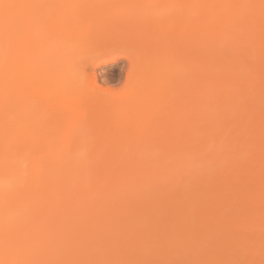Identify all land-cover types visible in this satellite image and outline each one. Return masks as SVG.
Masks as SVG:
<instances>
[{"label":"rangeland","instance_id":"obj_1","mask_svg":"<svg viewBox=\"0 0 264 264\" xmlns=\"http://www.w3.org/2000/svg\"><path fill=\"white\" fill-rule=\"evenodd\" d=\"M34 1L38 2V4L36 3V5L41 8L42 12L40 11V9L38 7L35 6L36 8L33 10L34 11L33 13H31L32 11H28L25 13V11H27L28 9H26L25 6L23 5L24 10H25V11L23 10V16H24V18L27 17L29 19L26 18L28 22L26 21L25 25L18 27L19 33H22V32L27 33L28 32L27 35L24 34L25 35L24 38H26L27 40L24 41L26 43L25 44L26 46L23 45L25 48L22 47V48H24L23 49V54H24L23 55V60H24L23 63L27 62L31 67H38L35 70L30 69L31 71L30 70L25 71V74L21 76L24 84H27V86H28L26 91H25L24 97H23L25 99L24 100L25 103H27V106H28V109L26 110V113L24 114V116L27 119L28 123L29 122L33 123V124H31V125H33L32 128L39 129L41 127V129H42V126H43V129L45 128L44 133L46 135L48 133V132L46 133V129L48 128V127L46 128V126H48L49 124L47 125L45 123V121L46 120L51 121V122L55 121V122H52L53 125L51 124V126H55L54 129L55 128H57V129H55L53 131V129H52L53 127L49 126L51 128L49 132L53 133L52 135L50 133V136L56 137V136L61 134V137L63 138V136L66 135V136H64V140L63 139H61V140L64 143V145L66 146V147L65 146L64 147L67 150L70 149L69 150V152H70L69 157H71L72 162H74L76 160L75 158H77V157L79 158L78 154L81 155L83 153V155L80 157L85 156L84 159L86 161H84V162H87V159L89 160V158H91V157H93L95 160L101 159L103 166L105 168L104 170L106 171L103 173L104 175H102V177H100V179H99L98 174L96 172L92 171L94 173V176H92V177H95L92 179L95 181V183L98 180L99 181L101 180L100 182L103 184V187L101 186L102 184L99 183L100 187L98 188V192L101 190L100 193L95 192V190H97V189H94L93 192L92 191L89 192L91 195L94 194V192H95V194H97V193L98 194L97 195L94 194L96 196L95 199L92 198L91 195H89V196H91V197H89V199H91L92 201L89 200L88 198H87L88 201H86V200L84 201L83 208H81L82 213L79 212L80 215L82 214L81 220L79 219L80 217H78L79 220L77 219L79 222L77 220H74V221H76V222H74L72 220L70 221L69 219L64 220V219L58 218V221H57L58 225L57 226L60 227L61 229H63L61 231L65 232V230H67V229H69V231H71L68 234L69 237H68V235H66L64 233L62 234V235H65L64 238H61L59 235V237H60V240L58 239L59 244L61 243L65 247H67L68 249L69 248L72 249L70 245H73V244L70 241L75 240V239H71V238L72 237L74 238L76 235L78 236L79 239L83 238L84 232H82V230H84L86 233L84 237L86 239L85 238H83V239L85 241L93 240V244H91L92 242H89L90 244L88 243L89 245H91V246H89L90 248H96L97 250H100V251H103V250L106 251V249L107 250L110 249L109 247H108L109 249L104 248V247L101 248L103 250L100 249V247L102 246V243L105 241L100 239L101 235H99V233H100L99 229H102L101 226H104V225H106V227L109 226V223L107 225V222H109L110 219H113V217L111 218V215L113 213H115V209H114V211L111 212V209L109 208L111 215L108 214L107 216L105 215L104 217L101 214V212L107 211V210L104 211L107 207L104 204L110 205L109 200L105 199V195H107V196L110 195L109 194L110 191H107V188L108 187L110 188V187H113L114 185H116L117 182H116V184H114L115 183L114 181L119 179V178H120V181L122 180V178L124 180L123 174H125V173H120L121 174L120 175V174H118V171L120 172V169L126 163H128L129 165L135 164V166L133 165L134 166L133 172L134 171L135 172L134 173L131 172V173H132V175H134V177H137V179H141V181H142L141 185H142V183L144 185L145 181L147 184L150 185V182L153 183L154 181L156 182V180L158 181L159 179H165L166 178L165 176H167L170 173V171H168V169H170V168L176 169L177 165L183 164L185 166V165H187V163H192L193 165L190 164L191 166H196V167L198 166L197 169H201L199 171L200 175H201V177L200 176L199 177L201 178V180L203 178L206 179V180H203L201 182L205 181L204 185L206 187L210 186V187H208L209 189L207 188L208 189L207 192H209V190H211L210 192H212V189H213L212 185H214V182L216 181V179H219L218 180V183H219V181L221 180L220 175H223L224 178H226V180H229V181L234 180L235 181V179L230 180L229 175H228V179L225 176H227V174H230V178H233V176H235V175L240 176V174H241L240 172H244L246 170H249V173L252 174L251 175L252 178L249 176L251 178V180L248 178L251 181L249 183H252V185L247 183L249 186H247V184H246L245 187L246 188L250 187L251 190L249 191V188H247L248 190L245 189V191L246 192L249 191V193L250 192L252 193L253 189L257 190L259 188L258 186H260L261 183H263V181H264V178H263V176H264V169H263L264 168V124L261 123V122H264V120H261L262 118H259V116H261V114L264 111V109L262 108L263 110L261 113V109H260L261 106L264 107V103H263L264 102V99H263L264 96L262 97V96H260L261 94H259V92L262 93V91H264V89L261 90L262 86H260V82H261V84L263 83V81H262L263 77L260 80H258L259 79L258 78V76H259L258 72L260 71L259 72L260 75H262L264 73V72L261 73L262 72L261 69H262V67H264V13H263L264 10L257 12V9H259L260 7H263V5H260L263 0L262 1L259 0V2L261 1L260 3L258 2V0H246V4H248L250 7V8H248L249 10L245 9L244 5H241V4H240V6H242V7H238L237 6L238 4L235 5V7H233V4L231 3L232 0H227L226 3L223 2V3H225L227 11L225 12V10H223V9L222 10L224 11L225 14L229 13V15L232 17V19H234L233 22H230V23H232V30H230V28H224V26H223L222 30H226V32H222L219 29V32L217 31L214 35L212 34V36L209 40V43H208V48H206L207 49L206 52H203L204 54L202 53V55H203L202 56L203 59H201L202 69L200 68L201 71H199L198 72L199 74L197 75L198 81L202 80L205 82L203 83V85L202 84L197 85L198 87L196 90V97L193 99L192 102H191V99L189 98L190 96L187 93V91L186 90L182 91V89H181L183 82H185V80H187L186 78L190 77L189 76V73H190L189 64H188L189 62H188V58H187L188 54L187 55L185 54L187 49H188L187 51H189V48L187 47L186 40H185L186 38L184 37L185 35L183 32L181 34L180 29H177V28L173 29L172 28L173 25L171 27H169L170 29L172 28L171 30H169V29L167 30L168 33H170L172 31L169 34L170 35L169 39L172 37L171 40L176 39L179 41V43H181L180 49L178 51H175L176 57L173 59L171 66H173V68H179V69L181 68V70L179 71V74L177 75V80L174 82V84L171 85L169 83L171 86H167L169 88L163 94V97L161 98V100L157 99L158 101H156V99H154L153 104H152V102H150L151 104H149L146 101V103L149 104V105H147V106H149L148 108L145 105V101H144V99L147 100L146 99L147 97L144 96V98H143V96H142L143 99L139 100V97H137L136 95H133L134 94L133 92L135 91L137 93L140 91L139 93H137L139 96V94L142 93V88L146 87V86H143V84L146 82H147L146 85L148 84V82L150 83V85H151L150 88H152L156 82H157V84L154 87H157V85L159 86L162 78H164L166 75L164 71H161L162 70V68L160 67L161 65L159 66L160 69L158 68V72H157V70H155V64H157V63H155L154 58L156 57V55L153 54L152 51H150L147 55L138 54L137 61L135 63H133V59H134L133 57H134V54L136 53L135 50H137V45L134 42L129 43L126 41H120L117 43L115 42L114 44L111 42H101V43L99 42L96 44L92 43L91 45H86V46L83 45L81 47H78L77 43H73V45H72V42L67 41L66 39H64V37H63L64 40L61 39L62 36L59 37L58 34L47 35L45 33V35L47 37V40H46V39L39 37L38 33L43 31V27H44V25H46V22H52L54 20L53 19L52 21H50L51 20V17H50L51 14L54 15L56 12V14L52 17L60 16L59 13H60V11L63 10L62 8H64L65 6H67L68 4H70L73 1L74 2L83 1L84 3H86L90 6L91 5H96L97 7L101 6L102 9H104L106 11L111 12V11L115 10V11H117V13L121 12V6L123 4H125V5H127V7H126L127 11H126V14H124V16L125 15L128 16L127 20L137 21V22L141 23L142 21L144 22V20L147 19L148 16H149V18L153 17V16H151L153 3H155L154 1H158V0H34ZM160 1H161V4L163 6L164 11H163V9H161V8L160 9L163 12H165V8L170 3V0H160ZM179 1L180 0H178L177 2H179ZM181 1H183V0H181ZM202 1L205 4V6H207V8H205L206 10L204 9L205 12H207V14H209V16L210 15L214 16V18H216V20H219L220 22H222L224 24V20L226 18L225 17L226 15L223 14L224 15L223 16L220 12H217L215 6L212 5L210 0H202ZM27 2L30 3V1H28V0H27ZM244 2H245V0H244ZM174 3L176 5V2H174ZM21 4L22 3H20V5ZM44 4L48 6L49 10H47V8L46 9L42 8V6ZM25 5H26V2H25ZM219 5H221V4H219ZM231 5H232V8H231ZM154 7L156 8L157 6L155 5ZM44 8H45V6H44ZM92 8H93V6H92ZM155 8H153V12L154 11H155V13L157 12L156 14L159 16H160V14L164 15L165 13H167L169 11L171 12L172 10H174L171 7L172 9L169 8V11H168V7H167L166 8L167 11L164 14L162 11H161L162 13L158 14V10L160 11V9L158 8L156 11ZM223 8H225V7H223ZM246 8H247V6H246ZM94 9H95V7H94ZM57 10H59V11H57ZM204 10L201 12H204ZM19 11L21 14V10H19ZM52 11L54 13H52ZM201 12H198V13L201 14ZM105 13H107V12H105ZM124 13H125V11H124ZM121 14H120V16H121ZM154 14L152 13V15H154ZM56 15H58V16H56ZM104 15H106V14H104ZM109 15H110V13H109ZM168 15H169V13H168ZM229 15L227 17H229ZM124 16L122 15V18H124ZM165 16H167V15H165ZM155 17H156V15H155ZM206 17L207 16H205V19H206ZM114 18L115 17H113V19ZM205 19H204V22H205ZM248 19H250V21H252V22L258 21V23H256V26H255L256 29H254V26L252 28L247 27V25L249 26V24H247ZM90 20H92V18L89 19V22H90ZM170 21H172V20H170ZM200 21H201V23H200ZM198 23L200 24V29L202 30V28H204V25H205V24L203 25V23H202V18H200ZM27 24H28V26H27ZM25 27H27V28H25ZM41 29H42V31H40ZM38 31H40V32H38ZM202 32L204 33V31H202ZM42 34H43V32H42ZM42 39H43V41H40ZM37 40H38V42H37ZM44 40H46V41H44ZM65 40H66V42H65ZM224 41H226V50H224V51L227 53V55L226 56H219L217 54V52L221 48V46L225 43ZM41 43H42V45H41ZM74 44L77 45L78 48H76ZM158 45H156V47H155L158 51H163L164 49H166L163 47V45H164L163 43L161 44L162 46H160V45L158 46ZM166 45H164V46H166ZM48 47H50L49 50H48ZM45 49H47L48 51ZM158 51H157V53H158ZM160 53H162V52H160ZM49 54H51V55L49 56ZM212 54L217 55L216 63L219 66L218 70L215 69V71H213V68L210 69L209 65H208L209 67L207 66V64L209 63V60H210V56ZM154 55H155V57H154ZM137 62L139 64L136 65ZM20 63H21V60H20ZM138 66H140L139 69H138ZM156 67H157V65H156ZM22 68H24V66ZM234 69L235 70L238 69L239 72H238V70L235 71ZM22 71H23V69H22ZM137 71H138V73H137ZM263 71H264V68H263ZM20 73L23 74V72H20ZM227 75L231 76V77H229V79H227L228 78ZM91 77H95V79H96V88H94V89L91 88L92 86L89 82V79ZM159 78H160V81H159ZM239 78H240V80L242 79V80L247 82V83L245 82L247 85V86L245 85V88L247 87V89L243 88V90L240 91V93L241 92H244V94L246 93L245 94L246 96L244 95V98L241 97V96H243L242 93L240 96V94L238 92L239 89H238V91L233 90L234 88H233L232 84L234 81L239 82V80H238ZM141 81L144 83L137 84L138 82L140 83ZM29 82L31 84V88H29V85H30V84L28 85ZM230 83H231V87L233 89H230ZM137 85H142V87H139L141 89H137L138 88ZM228 85H229V87H228ZM134 86L135 87L137 86V88H134ZM154 87L151 90L153 92L154 91L156 92V89H154ZM258 87L259 88L261 87V88L259 89ZM76 88L77 89L78 88L79 89L84 88V89L88 90L87 93L90 92L92 95L97 96L99 98L98 101H100V104L99 105L97 104L96 106H94L92 108L91 112H90V110H83V111L79 110L80 108L77 104H79L78 100H79V96H80L79 93L80 92L77 91L74 93L72 91ZM91 89H92V91H91ZM135 89H137V91ZM60 90H61V92L63 90L65 92V93L63 92L64 94H67L66 92L72 91L74 93V94H72V92L70 93V95H72V97H71L72 99L69 98V100L66 101L65 97L68 94L64 97V95H62V93H61L60 94L61 96L59 95V98L63 96L65 98V101L62 100L63 98L57 100V97H55V96L58 95ZM151 90L149 89V84H148L147 87L145 89H143L142 94H144V95L149 94V96H150L151 92L149 93L147 91H151ZM214 90H217V91L214 92ZM227 90H229L230 92ZM245 90H246V92H245ZM144 91H146L147 93H145ZM56 92H58V93L54 96L55 102H53L52 101L53 99H51V97H53V94H55ZM142 94H140V97ZM151 94H153V93H151ZM154 94H156V93H154ZM49 96H51V97L48 98ZM226 96H228V97H226ZM134 97H137L138 102H134V101H136ZM213 100L214 101L216 100V102H214ZM59 101H62L63 103L59 104ZM121 101L127 102L126 108H128V110H130V106L133 107V106L138 105L137 109H138V111L140 110V116L139 115H138V117L135 116V120H133V122H132V119H131L130 122L134 123V121L138 120V119L136 120V118L142 119L144 117L142 119V121H140V123L137 124V122H139V121H137L134 124H130V123H128L129 120H124L123 124H121L122 122L117 119L118 117L116 119L112 118L113 120L112 119L109 120L110 121L109 123L107 121H106V123L102 122L103 119H105V117H108V115L110 116V112L112 110L116 114L119 113L118 110L120 108H118V107H120L121 105L117 106V104L121 103ZM125 102H123V103H125ZM260 102H261V104L262 103L263 104L261 105ZM129 103H131V104H129ZM219 103H221V104H219ZM241 103L245 104L244 107L241 105ZM36 104H39V106L38 105L36 106ZM207 105L210 106L211 108H209ZM211 105H213V106H211ZM215 105H219V106H217V108H215ZM116 106H117V108H116ZM141 106H143V107H141ZM145 106H146V108H145ZM225 106L226 107L229 106L228 109H226ZM113 107L115 108V110L117 112L114 110ZM213 107L215 110H218V108H219V110H221V111H219L221 114H219L217 111V113H214V116H213V112H216V111H213ZM220 107H223V108L225 107V108L224 109L222 108L223 109L222 110V109H220ZM111 108H113V109H111ZM238 108H243V109L239 110ZM208 109L210 110V112L213 111L212 114L209 115V118H210V116L216 117L218 114L220 117H224V119L221 118L220 121L217 118V120L219 121V122L217 121L218 123L216 121L213 122L212 119H209V121L210 122L212 121L213 124L215 123L214 125H216V123H217V125H219V130L222 132L225 131L224 133H228L230 131L229 136H228V134L227 135L225 134V136L227 137L225 139V140H227V143L224 141V143L227 144V146L225 147L226 148L225 150L223 149L224 146H220L222 144L219 145V142L224 137V134L221 135L222 137L221 136L219 137L217 135V133H215L218 131H215L214 133H212L214 131L212 129V126L213 127H215V126L213 124H212V126H209L208 125L209 121H207V123H205V121L203 120V118H205V120H207L206 119L208 116L207 114H209V112H207V111H209ZM143 110H144L145 114L143 113ZM77 111H79V114ZM20 112H21V110H20ZM22 112H23V110H22ZM135 112H137V111H135ZM203 112L207 113L206 115H202V120L204 122H202V120L200 119V121H199L200 123L197 122V124H196L197 126H195L196 128L194 129V131L189 130L185 125H184L185 127L183 126L180 128L179 126H182L181 125L182 123H180V120H179V124H175L176 121H174V120H176V118L174 117V120L172 119V116L174 115V113L176 116H178L177 114H181V116H184L183 119H185V117H187L186 121L184 120V122H183V123H185V122H187V120H189L191 118L190 116H192V115H193L192 116L193 120H194V116H198L199 114H200V118H201V114H203ZM86 113H88V114L86 115ZM215 114H216V116H215ZM115 115H114V118L116 117ZM221 115H223V116H221ZM263 117H264V115H263ZM178 118H179V116H178ZM239 118H242L243 120L239 119ZM258 118H259V120H258ZM65 120L68 122H66ZM213 120H214V118H213ZM43 121H44L45 125L43 124ZM126 121H127V123H125ZM177 121H178V119H177ZM237 121L240 122V124L237 123L239 125L234 123ZM56 122H57L58 126L54 125V124H56ZM210 122H209V124H210ZM258 122H260V123H258ZM189 123H191V121ZM186 125H187V123H186ZM210 127L212 129V132L207 131V130L211 131ZM217 129H215V130H217ZM227 130H229V131L227 132ZM58 131H60V132H58ZM42 132L38 131V133L40 135L42 134ZM240 134H241V136H240ZM41 136H42L41 141L43 142L44 134H42ZM115 136L117 137V139ZM129 136L131 138H130V140H127V138H129ZM45 138H47V137H45ZM59 138H60V136L57 137V139H59ZM218 138L220 139V141ZM69 141H71L72 145H70L71 143ZM44 142H43V145L46 146L47 143L44 144ZM46 142H49V141L46 140ZM56 142L57 141H55V143ZM52 143H54V142L52 141ZM57 143L61 144L59 141ZM118 146H120V147L117 148ZM221 147H222V150H224V152L221 151V153L223 154L222 155L223 157L220 156L221 153H219L220 152L219 149L221 150ZM46 150H44V152ZM48 150H50V149H48ZM78 150H80L81 153H78L79 152ZM117 151H118V153H117ZM214 152H216V154ZM111 153H114V154H111ZM54 154H55V151L54 152L52 151L51 156ZM212 154H214V155L211 156ZM78 158H77V160H78ZM256 158H258L259 160H257ZM260 158L262 159L261 162H263V163L260 162ZM253 159H256L257 161H255V160L252 161ZM82 161H80V162H82ZM258 161L262 165H260V163ZM80 162H79V164H80ZM251 162H253V163H251ZM254 162H256V163H254ZM136 164H137V166H136ZM80 165H82V164H80ZM84 165H86V163ZM87 165L89 166V164H87ZM117 165H118V167H116ZM119 165H120V168H119ZM174 166H176V167L174 168ZM139 167H141V168H139ZM161 167H163V168H161ZM231 168L234 169L235 171L232 170ZM237 168H240V169L238 170ZM113 169L116 171H114ZM136 169H138V170L136 171ZM228 170L230 171V173H226V172H229ZM236 170H238L239 172H236ZM259 170H261V172H259ZM257 171L261 174L262 178L260 177V174ZM175 172H177V171H175ZM166 173H167V175H165ZM181 173H179V174L182 175ZM232 173H235V175L233 174V176H231ZM253 174H254V176H253ZM180 175L178 177H176L177 179L175 177H173V176H176V174L172 175V180H174V181H175V179L177 180V182L175 181V183H177L176 184L177 187L174 186V189L171 190L172 189V186H171L170 190L172 192L170 191V193H169L170 186L163 187L164 190H166L165 192L167 195H165L164 193H163L164 195L163 194H161V195L164 198H165V196L169 197V198H165V200L168 203H166V201L163 202L164 201L163 197H161V199H160L161 201L157 200V202H156V198H158V197H156L157 193H155L154 191H156V192H158V191L156 188L155 189L152 188L151 185H150V188H152V189L149 188L150 190L149 189L145 190L144 192L147 191L145 194H144V192H142V189H141L142 195L144 194L142 197H140L139 199L133 198L134 201L136 200L135 203H137V204H134V206H133L134 201L132 202L131 199L129 202L132 206H130L129 203H127L128 200H126V202L124 204L120 203V204H123L124 205L123 207L126 208V209H124V212L127 213L126 214L127 216L131 212L133 214V215L130 214V215H132V217L129 215L130 218L128 220V223L131 221V218H133V216L135 217V219L137 218L135 216V214H137L139 216H140V214L142 215V213H139V212L141 211V209L143 210V208H145V210H143V211L146 214L151 215V216L147 215L149 217L148 219H150V217H151L152 221L155 222L157 220V218H155V220H154V218H153L154 213L153 212H156L157 210L161 209V207H162V209H163V207L165 209L168 208L167 206L165 207V205L163 203H166V205L167 204L170 205V203H171L172 208H169L166 210L161 209L162 212H160V210H159V212L158 211L156 212V213H159L157 215H159L161 217L162 225L165 224L164 226H160V229L165 227L163 230V231H165V233L163 232L162 235H160L161 230L159 232H156V230L153 229L152 225L154 222L152 223L151 219L150 220H148V219L144 220L146 222H144L142 219L144 224L147 223L148 221L152 223V225H151L152 230L151 231L154 230L155 232L153 231V233H159L162 240L164 239V242L161 239H160L161 242H157L159 237L156 241H154L155 240V239H153L154 236H152V238L149 237L150 236L149 232H151V231H149L150 229L148 227H147L148 231H147L146 227L144 229V231L146 230V232L149 233V236H148V234L146 232L142 231L143 228L141 229L139 226L141 233L142 232L146 233L144 235L142 234L141 236L139 235L140 236L139 244H144L141 241L144 240V238H145L144 236L146 235L148 238H151L152 242L154 241L153 243L157 242L159 244V249H158V247H156L157 245L154 244V246L156 245L155 246L156 250H159V251L165 250L163 252H159L162 256L160 258L157 257L156 254H158V253L156 252V254H154L155 248L153 247L152 250L154 252L152 250L150 252L153 253L152 257H155V256L157 257L156 261H158V262H155L154 261L155 259L148 260V258L151 257L150 256L151 254H150V252H145V251H143V252L149 253V256L144 257L142 259V257H139V256L140 255L144 256L145 253H141L140 249L141 250L144 249V246L147 244V241H145L146 244L139 245L140 248H138V245L136 242L139 240H135L136 241L135 245H137L135 248H137L138 253L140 252V254H137L139 259H137L136 261L140 260L139 264L142 262V260L145 261L143 264H149L150 261H152V262L154 261L155 264L156 263L157 264H162V263L167 264L166 262H168V264H184V263L185 264H198L197 261L201 262V260H204V259L207 260V257H210L212 259L211 256L216 257V259L220 261L223 256L225 259V257H227V255H229V257H227V258L232 259L234 257L232 255H234L235 253L232 254L231 251L234 252V246L239 245L238 248H241L242 251L240 249H238V251H236L237 249L235 250V252L237 253L238 256L235 255L236 260L234 261V264H238V263L242 264L241 262L236 263V261L237 260L242 261V259H244L243 261H246L245 260V258H246L245 252H247L249 250V248H248V250H245V246L243 248V245L240 244L241 241H244V239H247L248 242L252 243L256 239V234H255L254 229H251L252 232L254 231L252 233L248 229L244 228L246 226V224L248 223V220L243 219L240 216H239L240 218L236 217L237 214L241 215L243 213V211H240V212H242L240 214L239 212L237 213V209H235V208L233 209L237 213V214H235V212L233 211L234 212V214H233L234 219L233 220L236 222V225L230 226L229 227L230 229L224 228L222 231H220L221 228L223 227V225H222L223 223L221 221L222 224L220 222H217L220 225H222V227L220 229H218L220 226L217 227L218 225L215 224L216 225L215 230L213 229V227H210L212 229H208V231H207V228L209 227V223L207 225V223L204 222V225H203V222H202L203 218L200 217L201 215L198 216V214L203 213V215H205V213H206L207 215L208 214L210 215L212 210L217 211V209H211L212 204L210 206H208V204H209L208 202H206L207 203L206 205H207V207H210V208H207L206 205H204V207H205V209H204V207L202 206L203 202L199 203L200 198H198L199 201L196 200V202L198 201L199 205L200 204L201 205L199 206L197 203L198 208L196 206L194 207V209L196 211L194 209L193 210L189 209V211H191V210L193 211L191 215H193V213H194V216H196V217L198 216L199 218H201V221L198 219V220H196V222L200 221L201 225H203V226L206 225L205 227H207L206 230L203 227V229L206 231L205 232L202 229V226L200 229V227H199L200 223H198V224L196 223L198 225V228L200 229L199 230L200 233H198L197 230H195L196 225L194 224L195 220H193V216L190 215L192 218V219H190V217H188V215H189L188 210H184V209H188V208H186L184 206L181 207V204L184 205L183 204L184 202L180 204L181 208H177L179 201H177L176 198H177V195L179 196V194H181V193H178L177 189H175V188H178L181 191H185L182 189H186L182 186L183 183L179 186L180 188L178 187V184H180V182L178 180L183 182L184 179L182 177H185L186 179H188V177L186 175L185 176L183 175L181 177H180ZM169 176L167 179H169ZM242 176H243V174H242ZM163 177H165V178H163ZM181 178H182V180H181ZM236 178H237L236 181H239L237 176H236ZM191 179L185 180L184 182L192 181V183H193L194 179L193 180H191ZM196 179H198V178H196ZM123 180L121 182H119V184L122 183ZM132 180L134 181V179H132ZM226 180H222V181L226 182ZM234 181L231 184H234ZM218 183H216V184H218ZM226 183H228V182H226ZM222 184H220V186H222ZM160 185L163 186V184H160ZM160 185H159V187L155 185V187L158 188L159 192H160V190H162V187L160 189ZM223 185L227 186L228 184H223ZM253 185H254V187H251ZM256 185H257V188H256ZM122 186H120V187L122 188ZM205 186H203L204 189H205ZM261 186H260V188H261ZM100 188H102V189H100ZM109 188H108V190H111V188L110 189ZM131 188H133V186ZM210 188H212V189H210ZM221 188L222 187H220V189ZM129 189H130V187H129ZM135 189H137V188L135 187ZM243 189H244V187H243ZM124 190L126 191V188L123 189V191ZM201 190H202V188H200V191ZM256 190H255V192H256ZM128 191H130V190H128ZM237 191H239V193H240V189L239 190L237 189ZM241 191L244 192V190H242V189H241ZM259 191H260V189H259ZM259 191H257V192H259ZM105 192L106 193L109 192V193L106 194ZM134 192H136V191H134ZM134 192L131 193V196L133 194L134 195H136V194L140 195V192H138V193L136 192V194ZM174 192H175V194H174ZM202 192H203V190L201 191V193ZM255 192H253L250 197L247 196L249 200L248 199L246 200V198H245V201H247V203H248L247 205H254L255 204V202H254V199L256 197V195L254 196ZM128 193H130V192H128ZM176 193H177V195H176ZM214 193L215 192H213V194ZM172 194H173V196H172ZM182 194H183V192H182ZM184 194H185V192H184ZM197 194H193L194 195L193 198L196 197V199H197V196H200V194L199 195H197ZM208 194H210L212 196V193H208ZM224 194H226L225 191H224ZM235 194H236V192H235ZM154 195H156L155 196L156 198L152 197ZM181 195H180V197H181ZM107 196H106V198H107ZM133 197H135V196H133ZM150 197H152V199H150ZM108 198L111 200L110 197H108ZM143 198H147V199H144L145 201L140 203V200L142 201ZM148 198L150 199V201L153 200V198H155L154 199L155 202H153V201L149 202ZM159 198H160V194H159ZM250 198H253V199L250 200ZM93 200H95V201H93ZM106 200H107V202H106ZM137 200L139 202H137ZM111 201L114 202L113 199ZM147 201L149 202L148 205H147V203H148ZM158 201H160V202H158ZM182 201H184V199L181 200V202ZM190 201H192V200H190ZM193 201H195V200H193ZM93 202H95V204H93ZM96 202L98 203L97 206L99 205V207H97L96 210H92L93 207H92V209H89V207L91 208V206H93V205L95 206ZM144 202H147V203L145 204ZM196 202H195V204H196ZM90 203H92V204H91V206L88 207V205H90ZM161 203H162V205H161ZM102 204L105 206V208L101 209ZM126 204H128V208L126 207L127 206ZM143 204L145 205V207H141V206H143ZM220 204H221V201H220ZM220 204H217V205L213 206L212 208H216V206H218ZM223 204L226 205V203H224V202H223ZM223 204H221L222 207L220 205L222 211H223V208H224V210H226L225 208L229 207V209L224 211V213L222 211L221 212L219 211L220 214L221 213H223L224 215L228 214V213L232 214V208H233L234 204H236V203L232 204L231 206H227L228 205V203H227L226 207H224ZM189 205L191 207L190 203H189ZM243 205H246V204H243ZM59 206H61V207H59ZM59 206L56 209V211L58 210L57 211L58 213L62 212V209H63L62 205H59ZM136 206H138V207H136ZM174 206L177 209L176 210L174 208L177 211L176 213L173 209ZM236 206H238V205H236ZM95 207H94V209H95ZM129 207L132 210L131 212L129 211ZM132 207H135V209H133ZM200 207H202V208H200ZM21 208L23 209L22 206H21ZM192 208H193V205H192ZM206 208L208 209V211L211 210V212L209 211L210 213H207L208 211H206ZM81 209H79V210L81 211ZM137 209H138V211H137ZM172 209H173V211H172ZM178 209H183V210H181V212H180ZM198 209L199 210L204 209L205 213L202 211L199 213ZM219 209L220 208H218V210ZM170 210H171V212L178 214V216L175 215L174 213L170 214L169 213ZM228 210L231 212H229ZM92 211H94V213L96 215L93 214ZM120 211H123V210H120V209L116 210L117 213L119 212L118 215H117V213H115L116 217L121 216L120 214H122V212H120ZM185 211L188 213H186ZM227 211H228V213H227ZM184 212L186 213L187 220L189 219L188 220L189 222L187 224H184L185 223L184 221H187L186 216L184 215L185 214ZM249 212H252V211H249ZM215 213H218V212H215ZM105 214H107V212ZM146 214H144V215L146 216ZM172 214L175 215V217H177L178 219H180V217H181L180 215L183 214L184 217H182V218H185V220L183 221V219L181 218V220L179 221ZM231 214H230V216H231ZM127 216L126 217L121 216V218L122 219L127 218ZM139 216H138V219H140V221L138 219L135 220V223H137L138 225L141 224L140 223L141 222L140 217H142V216H140V217ZM147 216L145 218H147ZM155 216H156V214H155ZM247 216H249V215H247ZM106 217H109V220H108V218L105 219ZM249 217H251V216H249ZM171 218L176 219L175 221L178 222V226L175 225L176 222ZM16 219L17 218L12 219L13 222L16 221ZM116 219H114L113 221L114 222L116 221L118 223V221ZM133 219H132V221L134 222ZM93 220H94V222H93ZM106 220H107V222H106ZM125 220L123 219V221H125ZM110 221H112V220H110ZM203 221H204V219H203ZM119 222H121L120 217H119ZM143 222H142V224H143ZM161 222L159 219V222H156L155 224H157V223L161 224ZM168 222L170 223V225ZM174 222H175V224H174ZM212 222H214V221H212ZM111 223L112 222H110V225H111ZM151 223H147V225L151 224ZM171 223L173 224V226H171ZM181 223L183 225H186V226H182ZM190 223H191V225L189 226ZM224 223H225V221H224ZM14 224H18V220H17V222H14ZM54 224H55V222H54ZM116 224H114L115 227H119V225L116 226ZM120 224H122V222ZM131 224H132V222H131ZM128 225L129 224H127V221H126V226H128ZM193 225L195 226L194 227L195 229H193V227H191ZM210 225L213 226L212 224H210ZM42 226L40 227L42 232L40 231V229H38L39 231L37 230L38 232L36 233V235L39 238H41L43 236V233L46 230V229L44 230L42 228ZM111 226H113V225H111ZM123 226H125V222H123ZM126 226H125V229L130 230V228H126ZM144 226H146V224ZM154 226H156V225H154ZM47 227H49V226H47ZM90 227H93V229ZM176 227L181 228L183 231L181 230L180 232H184V234H182L180 236L179 234H181V233L179 232L178 235H175V233L178 232V230L175 232L173 231L174 229L176 230ZM224 227H225V225H224ZM103 228H105V226ZM133 228H135L134 225H133ZM133 228L131 227L130 231H132ZM139 228H138V230H139ZM157 229L159 230V225H158ZM75 230H77L78 232H76ZM109 230H111V229H109ZM122 230H124V229H122ZM201 230H203V231H201ZM72 231H75V232L73 233ZM80 231L82 234L80 233ZM130 231L127 230V231H125L124 234L128 235L129 234L128 232H130ZM135 231L137 233V230H134V234L136 235ZM114 232H115V230H114ZM70 233L72 236L70 235ZM122 233L123 232L119 233L120 238L123 236V235L121 236ZM139 233L140 232L138 231L137 234H139ZM172 233H174V235ZM74 234H76V235H74ZM78 234L81 235L82 237L79 236ZM243 234H245V235H243ZM130 235H131V233H130ZM132 235H131V237H132ZM151 235H153V234H151ZM154 235L156 238V236L158 234L157 235L154 234ZM172 235L175 237V240H172V239H174L173 237H171ZM246 235L248 236L249 239L246 238L247 237ZM77 236H76V238H77ZM136 236L139 237L138 235H136ZM133 237H134V235H133ZM148 238H146V240H149ZM183 238H184V240H183ZM79 239H76V241H79ZM117 239H119L118 236H117L116 240ZM121 239L118 240L119 243L123 242V239H122V241H121ZM127 239L129 240L130 237H128ZM134 239H138V238H134ZM180 239L182 240V242ZM252 239H253V241H252ZM128 240L125 239V241H128ZM167 240L168 241L170 240L169 242H171L172 244L176 243L177 246L176 247L172 246L171 248H169L170 247L169 245L171 243H169ZM176 240H180L178 242L180 244L183 243L185 245H180V244L178 245V242ZM193 240H196V242L197 241L202 242V243H198V244H201V246H198V245L196 246L195 245L196 243H192ZM173 241H175V242H173ZM72 242H74V241H72ZM81 242H82V240H81ZM112 242H113V239H112ZM224 242H227V244L226 243L225 244L229 245L225 249L226 251L224 250V246H226L223 244ZM119 243L117 242L118 245L116 243L115 244L118 247H120L119 245L121 243L120 244ZM124 243L125 242H123V244ZM132 243L134 244L133 240H132ZM163 243H165V244L169 243V244H167L169 250L167 249V251H166L167 245H165V244L164 245L166 247H164L162 250H160V248H162L161 245ZM189 243H192L193 245L189 244ZM127 244H128V242L124 246L128 250H130L129 249L130 245H127ZM129 244H131V242ZM78 245H80V242ZM230 245L233 246V248L230 247ZM245 245L247 246V243ZM249 245L250 244L248 243V246ZM64 246L62 248H64ZM81 246H80V248H81ZM113 246L115 247L114 244H113ZM117 246H116V248H117ZM146 246H149V245H146ZM151 246H152V244L150 245V247ZM76 247L79 248L78 246H76ZM150 247H148V248H150ZM120 248H118L119 251H121L123 249L122 247H120ZM68 249H66V252L63 251L65 253L66 257H68L67 255H68V252L70 251V250L68 251ZM82 249H83V247H82ZM127 249H126V251H127ZM132 249H134V248H132ZM132 249H131V251H132ZM243 249L245 251H243ZM84 250H85V247H84L83 251ZM92 250L93 251H91V253L96 252L94 249H92ZM145 250H146V248H145ZM171 250H175V251H171ZM79 251H81V250L79 249ZM131 251H129V252H131ZM134 251H136V249H134ZM147 251H148V249H147ZM261 251H262V253H264V247ZM125 252L121 251L122 254L121 253H120L121 255L118 254L119 256H122V258H123V260L121 259L122 263H119V264H123V262L126 261V260H124V257L125 256L128 257L129 256L128 254H130V253H128V251H127L128 254L127 253L125 254ZM81 253L83 254V252H81ZM85 253H87V252H85ZM89 253H90V251H89ZM91 253H90V255H91ZM135 253H137V252H135ZM135 253L134 254L132 253L131 255L132 256L134 255L136 258L137 256L135 255ZM230 253L232 254L231 255L232 258L230 257ZM77 254H78V252H77ZM82 254H80V252H79L80 257L78 255H76V257L78 256L79 259L77 258L78 261L76 260L75 264H78V262L80 261V258L82 256L85 257V258L83 257L84 258L83 262L81 259L82 264H91L92 263L91 261H93L92 264H94V261H96V260L99 263V260H101V257H99L98 255H97L98 259H95L94 258V257H96V254H95V255H93V258H90V256L88 257V259H94V260L90 261L86 258L87 255L85 256L84 254L83 255ZM101 254H103V253H101ZM107 254L109 256L110 253L107 252ZM123 254H125V255H123ZM69 255H71V254L69 253ZM99 255H100V253H99ZM131 255H130V257H128L129 259L131 258ZM209 255H211V256H209ZM252 255H253L252 259H254L253 261L255 262V258L257 256V253L256 252L251 253L250 256H252ZM108 256L106 258H109ZM239 256L242 257V259ZM73 258L75 259V257H73ZM113 258L116 259V257H113ZM120 258H119V260L118 259L117 260L120 261ZM146 258L148 261L146 260ZM158 258H159V260H158ZM227 258H226V260H227ZM65 259H66V261L70 260L69 258H65ZM166 259H167V261H166ZM216 259L214 258V260H216ZM233 259H235V257ZM111 260H113V259H111ZM117 260L115 262H117ZM131 260L132 259H130L129 264L131 263ZM133 260H135V259H133ZM229 260H227V261H229ZM262 260L264 261V258ZM146 261L149 263H146ZM162 261H164V262H162ZM182 261H184V262H182ZM223 261H225V260H223ZM248 261L249 260H247L246 262H243V263L244 264H252V262H253L252 260L249 261L250 263ZM67 262L69 264L70 261H67ZM97 262H95V264ZM107 262H108V260H107ZM126 262L124 264H126ZM152 262H151V264H152ZM19 263L21 264V260H19ZM24 263L27 264V261H25ZM24 263H22V264H24ZM134 263H131V264H134ZM137 263H135V264H137Z\"/></svg>","mask_w":264,"mask_h":264},{"label":"bare ground","instance_id":"obj_2","mask_svg":"<svg viewBox=\"0 0 264 264\" xmlns=\"http://www.w3.org/2000/svg\"><path fill=\"white\" fill-rule=\"evenodd\" d=\"M28 1H30V3H28L27 0H0V264H18L19 263V260H21V264L24 263L25 261H27V264H68L67 261H70V262L72 261L71 263L69 262V264H73V263L75 264L77 258L79 259V257H80L79 256V252H80V254H82L81 252H83V254L85 256L87 255L86 256L87 259H88L89 256H90V258H93V255H95V254H96V257H94L95 259H98L97 258L98 256L101 257V260H99V263L96 260V261H94V264H95V262H97L98 264H119V263H122L121 259L123 260V258H122V256H119L118 254H120L121 251H123V252L126 251L127 248L124 245L127 242H128L127 245H130V248H129L130 250L127 249L128 253H130V254H128L127 251L125 252V254L127 253L129 255L128 257H130V255L132 253L134 254L135 252H137V253H135L136 256H137V254H140V252L141 253L150 252L152 250V248L154 247L155 248V250H154L155 252L153 250L152 251L154 252V254H156V252H157L158 254H156V255H157V257L160 258L162 255L159 252H163L165 250L159 251V250H156V247H158V249H159V244L157 242H161L160 239L162 240V238L160 237V235H162L163 232L165 233V231H163L165 227L160 229V226H164L165 224L162 225L161 217L159 215H157L159 213H156V212L157 211L159 212V210H160V212H162V210H166V209L172 208L171 207V203H170V205L169 204L166 205V203H168V202L165 200V198H169V197L165 196V198H164L161 194L164 193L165 195H167L166 192H165L166 190H164L163 187L170 186L169 193H170L171 190L174 189V186L177 187V185H176L177 183H175V181L177 182V180H176L177 178L176 177H178L180 175L179 173H181V172H182L181 173L182 175H180V177L183 176V175L184 176L186 175L189 180L191 178H192L191 180L194 179L193 180V183H192V181L184 182L185 180H188L185 177H182L184 179L183 182H181L180 180H178L180 182V184H178V187L183 183L182 186L184 188H186V189H182L183 187L181 189L182 190H185V191H181L180 189L175 188V189H177L178 193H181L182 194V192H183V194L182 195L179 194V196L176 193L177 198L176 197L175 198L177 199V201H179V203L177 205L178 206L177 208H181L182 206L188 208V209H184V210H188L189 213L186 212V211L185 212L189 214L188 217H190V219H192L191 216H193V220H195V223L194 224L196 225V229L194 228L195 227L194 225L191 226V227H193V229L197 230V232L200 233L199 230L201 229V226H202V229L204 227L205 230H206V228H207V227H205L206 225L203 226L204 225V222H206L207 225L209 223V227L207 228V231H208V229H212L210 227H213V229L215 230V226H216L215 224L218 225L217 227L220 226L218 229H220L222 227V225H223V227L220 230V231H222L224 228H229L230 226L236 225V222L233 220L234 219V217H233L234 212H235V214H237L238 212L241 214L242 212H240V211H243V213H242L243 215L242 214L241 215H238L237 214L238 216L236 215V217L237 218L242 217L243 219L248 220V223L246 224V226L244 228L248 229L249 231H251V229H254L255 234H256V239H255L254 242L251 243V242H248L247 239H244V241H241V243H240L241 245H243V248L245 246V250H248V248H249V250L247 252H245V255H246V256L244 255L246 257L245 260L246 261L247 260H249V261L252 260L253 261L254 260V259H252L253 255L252 256H250V255H251V253H255L256 252L257 253V256L255 258V262L253 261L254 263L252 262V264H264V261L262 260L264 258V253H262V251H261L263 249V247H264V181H263V183H261L262 186L259 184L261 186V188H260V186H258L259 188L257 190L256 189H253V191H252V193H253L256 190V192L254 193V196L256 195V197L254 199L255 204L254 205H247L248 203H247V201H245V198L247 200L248 199L247 196L250 197L251 194H252L251 192L249 193V191L251 190L250 187H247V188H249V191H247V192L245 191V189H247L245 187L246 184L249 183V182H251L250 180L252 178L251 177L252 174L249 173V170H246L244 172H240L241 173L240 176L235 175V173H232L231 176H233V174L235 175V176H233V178H230V174H227V176H225V177H227V179H228V175H229V179L230 180L231 179H235V181H236V179H237L236 176L238 177L239 181H236L235 182L233 180L234 181V184H231L233 182L232 180L231 181L226 180V178H224L223 175H220L221 176L220 177V179H221L220 181L221 182L219 181V183H218V180L219 179H216L217 182L215 181L214 182V185H212V188L213 189L210 188V189H212V192H210L211 190H209V192H207V190L209 189L208 187H210V186L206 187L204 185L205 181L204 182H201V181L206 180V179L203 178L201 180V178H200L201 175H200V172H199L201 169H197L198 166L197 167L196 166H191L190 164H192V163H187V165H185V166L183 164L182 165L181 164L180 165H177L178 168L176 166H174V168L176 167V169H173V168L168 169V171H170V173L168 175H167V173L165 174V175H167V176H165L166 178L163 177L165 179H159L158 181L156 180V182L154 181L153 183L156 186H158V187H159L160 184H163V186L160 185V189L162 187V190H160V192H159L158 188L155 187V185L150 182L151 187L154 188V189L156 188L157 191H158V192L154 191L155 193H157L156 194L157 196L154 195L152 197H155V196L158 197V198L155 197L156 198V202H157V200H160L161 197H163L164 198V201L163 202L166 201V203H163V204L165 205V207L167 206L168 208L165 209L163 207V209H162V207H161L162 210L159 209L156 212H153L154 213V216L156 214V216L155 217L153 216V218H154V220H155V218H157V220L154 222V221H152V218L150 217L151 222L152 223L154 222V223L152 225V223L148 221L147 223H151V224H148L149 226L147 225V223H145L146 226H144L145 225L144 222H146L144 220L148 219L149 218L148 216H151L150 214H146L143 211V210H145V208H143V210L140 208L142 212L140 211L139 213H142V215L140 214V216H142V217H140L139 215L135 214V216L137 217L136 219H138V216L141 218V222H140L141 224L138 225L137 223H135V220L136 219H135L134 216H133L134 219L131 218V221L128 223V220L130 218L129 215L132 214V212H131L132 210L129 207V211L131 213H129V215L127 216L126 215L127 213L124 212V209H126V208L123 207L124 206L123 204L126 202V200H128L127 203H129V205L132 206L130 204V202H129L130 199L133 202L134 199H137V198L139 199L140 197H142L147 192V191L146 192H144V191L147 190V189H149L150 188V185L147 184L146 181H145L146 184L144 183V185H143V183H142V185H141V182H142L141 179H137V177H134V175H132V173L135 172V171L133 172V170H134L133 168H134L135 164H131V165H129L128 163L124 164L123 165L124 167L122 166V168L120 169V172L118 171V174L125 173V174H123L124 180L122 178V180H123L122 183L123 184L125 183V184L124 185L122 183L119 184V182H121L122 180L120 181V178L119 179L116 178L117 180H115L114 181L115 183L114 182L113 183L116 184V182H117V184L116 185L113 184L114 186L112 185L113 187H110L111 190H108L109 187L107 188V191H110V193L109 192H107V193H109L110 195L109 196L105 195V199H108L109 200L110 205L109 204L108 205L107 204H104L105 206H107L106 209L104 210V211L107 210L106 211L107 214H105L106 212H101V214L104 217L105 215L107 216L108 214L111 215L110 209H111V212L114 211V209H115V213H117L116 210H119L120 209V210H123V211H120V212H122V214L124 213L123 215L122 214H120V215L121 216H124V217L127 216V218H123L124 220L126 219L125 221H123V219L121 218V216L116 217L115 213H113L112 214L113 216L111 215V218L113 217V219H110L112 221L109 220V217H106L105 218V219L108 218L109 222H107V220H106V222H107V225L109 223V226L106 227V225H104L105 228H103L104 226H101L102 229H99V231H100L99 235H101L100 239H102L103 241H105V242L102 241L103 243H102V246L100 247V249L102 247H104V248H108L109 247L110 249L108 248L109 250L106 249V251L103 250V249H101L103 251H100V250H97L96 248H90L89 246H91V245H89L90 244L89 242H92L91 244H93V240L85 241L83 239V238H85L84 236L86 234L84 230H82V232H84L83 238L79 239L76 234H74V235H76L77 238H76V236L74 238L73 237L71 238V239H75V240H72L74 242L70 241L73 244V245H70L72 249H70V248L68 249L63 244H61V243L59 244L58 243V239L60 240V237L61 238H64L65 237V235H62L63 233L66 234V235H68L69 232H71V231H69V229L65 230V232L61 231L63 229H61L60 227L57 226L58 225L57 224L58 218H61V219H64V220L65 219H69L70 221L71 220L74 221V220H77L78 217H80L79 219L81 220V217H82L81 215L82 214L80 215V213H82V209L81 208H83L84 201L85 200L88 201L87 198L89 199V197H91V196H92V198L95 199V197H96L95 195H97L98 193H100L101 192L100 189H102V188H100L99 189L100 191L98 192V188L100 187L99 186V183L100 184H102V183L100 182L101 180L100 181L98 180L95 183V181L92 179V178H95V177H92V176H94V173L92 171H94V172H96L98 174L99 179H100V177H102V175H104L103 173L106 172V171L104 170L105 168L103 166V163H102L101 159L100 160H95L93 157H91V158L88 157L89 160L87 159V162H84V161H86L84 159L85 156L80 157V156L83 155V153L81 155L78 154L79 158L77 157L78 160H77V158H75L76 159L75 160L76 162L75 161L72 162L71 161L72 160L71 157H69L70 156V152H69L70 149L67 150L65 148L66 146L64 145V143L61 140V139L64 140V136H66V135L63 134L64 135V136L62 135L63 138L61 137V134L58 135V136H60L59 139H57L58 136H56V137L50 136V133L51 132H49V131H50L51 128L49 126H51V124L53 125L52 122H55V121H52V122L51 121H47V120L45 121V123L47 125L49 124L48 126H46V128L48 127L46 129V133L48 132L47 135H46L44 133L45 132V130H44L45 128L43 129V126H42V129H41V127L39 129L32 128L33 125H31V124H33V123H30V122L28 123L27 119L24 116V114L26 113V110L28 109V106H27V103H25V101H24L25 99L23 97H24L25 91H26V89H27L28 86H27V84H24L21 76L25 74V71H28L30 69L35 70L38 67H31L27 62L26 63H23L24 62V60H23V55H24L23 54V49L25 48L23 45L26 44L24 41L27 40L26 38H24V36L27 35L28 32L27 33L26 32H22L23 34L22 33H19V28L18 27L25 25L26 24L25 22L27 21V19H29L27 17H26L27 18L26 19L23 16L24 6H25L26 9H28L27 11L24 10L25 13L28 12V11H32L31 13H33L34 12L33 10L36 7H38L40 9V11H41V8L36 5V3L38 4L37 1H34V0H32V1L31 0H28ZM158 1H154L156 4L153 3V8H155L154 7L155 5L157 6L155 8L156 11H157L158 8L159 9L160 8L163 9V6L161 4V1L160 0H158ZM177 1L178 0H170V3H169L170 5L168 4L166 6V8L168 7V11H169V8H171V7L175 11L172 10L171 12L169 11V12L165 13L167 11L166 8H165V12H163L164 9H163V11L160 9V11L158 10V14L159 13H162V12H163V14L164 13L165 14L164 15L160 14V16H159V15L156 14L157 12L156 13H155V11L153 12V8H152L151 16H153V17H150L149 18V16H148V18L145 19L144 22L142 21L141 23L140 22H137V21H129V20H127V17L128 16L127 15L124 16V14H126V11H127V8H126L127 5H125V4H123L121 6V12H118L117 13V11H115V10L114 11H111V12L110 11H106V10L102 9L101 6L100 7L99 6L97 7L96 5H91L90 6V5L86 4V3H84L83 1H80V2H74L73 1L70 4H68L67 6H65L64 8H62L63 10L61 9L62 11H60V13L58 12L60 16H58V15H56V16H58L59 18L58 17H52V16H54L56 14V12H55L54 15L51 14V16H50L51 17V20L50 21H52L53 19L54 20L52 22H46V25H44V27H43V31H42V29L40 30V31L43 32V34H42V32L38 31V32H40V33H38V35H39V37L47 40V37H46L45 33L47 35L58 34L59 37L62 36L61 39H63V37H64V39H66L67 41L72 42V45H73V43H77L78 47H81L83 45L84 46L91 45L92 43L93 44H96V43H99V42L100 43L101 42H111L113 44L115 42L117 43V42H120V41H126V42H129V43L130 42H134L137 45V50H135L136 53L134 54V57H133L134 58L133 59V63H135L137 61L138 54L147 55L150 51H152L153 54L156 55V57L154 55V57H155L154 58L155 63H157V64H155V70H157V72H158V68L160 69V67H161L162 68L161 71H164L166 75H165L164 78H162L161 83H160L159 86L157 85V87H154L157 84V82L155 83V85H153L154 89H156V92L155 91L153 92L151 90V89H153V87L150 88L151 85L148 82L149 89L151 91H147V92H149V93L151 92L153 94L156 93L154 95L150 93V96L151 97L149 96V94H145V95L142 94L143 93V89H145L147 87V85H148V84L146 85L147 82L144 83V82L141 81L140 83L139 82L137 83V84L144 83L143 86H146V87L145 88H142V93H140V94H142L141 97H140V94H139V96L137 94L140 91L136 93L133 90L134 91L133 92L134 94L133 93L132 94L133 95H136L137 97H139V100H142L144 98V96L147 97L146 98L147 100L144 99L145 105L147 106V105L151 104L150 102H152V104H153V102H154L153 100L154 99H156V101H158L157 99L161 100V98L163 97V94L169 88L167 86H171L177 80V75L179 74V71L181 70V68L180 69L179 68H173V66H171V64H172L173 59L176 57L175 56V51H178L180 49V44L181 43H179V41L176 40V39L175 40H173V39L171 40L172 37L169 39V37H170L169 34L172 31L170 33H168L167 30L168 29L171 30L172 28L173 29L174 28L180 29L181 30V34L183 32L184 35H185L184 37L186 38L185 39L186 40V44H187V47L189 48V51H187L188 50L187 49L186 52H185V54L186 55L188 54V57L187 58H188V62H189L188 64H189V71H190V73H189V76L190 77H188L189 79L186 78L187 80H185V82H183V85L181 86V89H182V91H184V90L187 91V93L190 96L189 98L191 99V102H192L193 99L196 97V90H197V87H198L197 85L198 84H200V85L202 84L203 85V83L205 82V81H202V80L201 81H198V79H197V75L199 74L198 72L201 71L200 68L202 69V67H201L202 66L201 65V59H203L202 58V56H203L202 53L203 52H206V50H207L206 48H208V43H209V40H210L212 34L214 35L217 31L219 32V29L222 32H226V30H222V27L223 26H224V28H230V30H232V23H230V22H233L234 19H232V17L229 15V13H226L225 14L224 11H223V10H225V12L227 11V8L225 6V3L227 2V0H225V1L224 0H210V2L212 3V5L215 6L217 12H220L222 15L223 14L226 15L225 16L226 18L224 17L225 18L224 24L222 22H220L219 20H216V18H214V16H211V15L209 16V14H207V12H205V10H206L205 8H207V6H205V4L203 3L202 0H183V1L180 0L182 3L180 1L179 2H177ZM263 1L260 4V5H263V7H260L261 9L260 8L257 9V12H259L261 10H264V2ZM25 2H26V5L27 6L25 5ZM174 2H176V5H175ZM223 2H225V3H223ZM258 2H259V0H258ZM20 3H22V4L20 5ZM231 3L233 4V7H235V5H237V4H238L237 5L238 7H242V6H240V4H241V5H244L245 9L250 8L249 5L246 4V0H245V2H244V0H232ZM219 4H221V5H219ZM44 6H45V8H44ZM92 6H93V8H92ZM220 6L221 7L223 6L225 8H223V7L221 8ZM246 6H247V8H246ZM94 7H95V9H94ZM42 8L43 9H46L47 8V10H49L48 9V6L45 5V4L42 6ZM231 8H232V5H231ZM19 10H21V14H20V11ZM203 10H204L205 13L204 12H201ZM53 11H52V13H54ZM57 11H59V10H57ZM124 11H125V13H124ZM105 12H107V13H105ZM198 12H201V14L198 13ZM109 13H110V15H109ZM152 13L153 14L155 13V14L152 15ZM168 13H169V15H168ZM104 14H106V15H104ZM120 14H121V16H120ZM122 15L124 16V18H122ZM155 15H156V17H155ZM165 15H167L168 17L165 16ZM228 15H229V17H227ZM205 16H207L206 19H205ZM113 17H115L114 18L115 20L113 19ZM90 18H92V20H90V22H89V19ZM200 18H202V23L204 22V19H205V22L203 23V25L204 24L205 25H204V28H202V30L200 29V24L198 23V21L200 20ZM170 20H172V21H170ZM248 20H247V22H248L247 24H249V26L247 25V27H251L252 28L254 26V29H256L255 26H256V23H258V21H256V22L253 21L252 22V21H250V19H248ZM200 23H201V21H200ZM172 25H173V27L170 29L169 27H171ZM27 26H28V24H27ZM25 28H27V27H25ZM202 31H204V33ZM43 39L40 40V41H43ZM46 40H44V41H46ZM66 40H65V42H66ZM37 42H38V40H37ZM224 42L225 43L221 46V48L219 47L220 49L217 52V54L219 56H226L227 55V53L224 51V50H226V41H224ZM162 43L164 45L167 44L166 46L163 45V47L166 48V49H164L163 51H158L155 47L158 44L160 46H162L161 45ZM41 45H42V43H41ZM77 45H75L76 48H78ZM22 47H24V48H22ZM49 49H50V47H48V50ZM45 50H47V49H45ZM157 51H158V53H157ZM160 52H162V53H160ZM50 55L51 54H49V56ZM20 60H21V63H20ZM216 60H217V55L216 54H212L210 56L209 63L207 64V66L208 65L210 66V69L213 68V71H215V69L218 70V68H219V66L216 63ZM137 64H139V63L137 62L136 65ZM156 65H157V67H156ZM23 66H24V68H22ZM139 67L140 66H138V69H139ZM263 68L264 67H262V69H261V71H262L261 73L264 72L263 71ZM22 69H23V71H22ZM236 70H238V69H236ZM20 72H23V74L20 73ZM238 72H239V70H238ZM259 72H258V74H259V76H258L259 79L258 80H260L263 77L262 78L263 83L261 84V82L259 81L260 82V86H262V89L261 90H263L264 89V80H263L264 79V75H263L264 73L262 75H260ZM137 73H138V71H137ZM227 77H228L227 79H229V77H231V76H228L227 75ZM238 80H239V82H235L234 81L233 84H232L234 89L231 87V83H230V89L237 90V91L239 89L238 92H239L240 96H241V93H242L243 96H241V97L244 98V95L246 93L245 94H244V92H241L240 93V91H242L243 88H245V85H246L247 82L244 81V80H242V79L240 80V78ZM159 81H160V78H159ZM89 82H90V84L92 86L91 88H93V89L96 88V79H95V77H91L89 79ZM29 84H30V82L28 83V85ZM137 86H138V88H137ZM137 86L136 87L134 86V88L141 89L139 87H142V85H137ZM228 87H229V85H228ZM29 88H31V84L29 85ZM80 89L79 88L78 89L76 88V89L72 90L74 93L77 92V91L80 92L79 93L80 96H79V100H78V103L79 104H77L80 109L79 108L78 109L81 110V111H83V110H90V112H91V110H92V108L94 106H96L97 104L98 105L100 104V101H98L99 98L97 96L92 95L90 92L87 93L88 90H86L84 88H83L84 90L82 88H80ZM137 89H135V90L137 91ZM245 89H247V87ZM229 90H227V91H229ZM72 91L66 92L69 95L68 96L67 94H64L65 92L63 90H62V92L60 90L59 93L56 92L55 94H53V97L49 96L48 98L51 97V99H53L52 101L55 102L54 96L58 93V95L55 96V97H57V100L63 98L62 100L65 101V98H66V101H67V100H69V98L72 97V95H70V93ZM91 91H92V89H91ZM215 91H217V90H214V92ZM73 92H72V94H74ZM144 92L147 93L146 91H144ZM245 92H246V90H245ZM263 92L264 91H262V93L259 92V94H261L260 96H262V97L264 96L263 95L264 94ZM61 93H62V95H64V97L66 95L67 96L65 98L63 96L59 98V95ZM142 96H143V98H142ZM137 97H134L135 100H136L134 102H138ZM226 97H228V96H226ZM146 101L149 104H147ZM123 102H125V101H121L122 104L121 103L117 104V106L121 105L120 107H118V108H120L118 110L119 113L116 114L112 110L110 112V116L108 115V117H105V119H103L102 122H105L106 123V121H107L109 123L110 122L109 120H111L112 118L113 119H116L118 117L117 119L122 122L121 124H123V121L124 120H129L128 123H130V124H134L137 121H139V122H137V124L140 123V121H142V119L144 117L142 119L136 118V120L137 119L138 120L137 121H134V123H132L133 120H135V116L136 117H138V115L140 116V110L138 111V109H137L138 108V105L137 106H133V107L129 105L130 106V110H128V108H126L127 102H125L126 104L123 103ZM214 102H216V100ZM261 102H260V104H261ZM60 103H63V102L62 101H59V104ZM129 104H131V103H129ZM219 104H221V103H219ZM37 105L39 106V104H36V106ZM241 105L244 107L245 104L244 103H241ZM117 106H116V108H117ZM146 106H145V108H146ZM211 106H213V105H211ZM217 106H219V105H215V108H217ZM141 107H143V106H141ZM148 107L149 106H147V108ZM208 107L211 108L210 106H208ZM228 107L229 106H227L226 109H228ZM113 108H111V109H113ZM222 108L223 107H220V109H222ZM262 108L264 109V107L263 106L260 107L261 113H262V110H263ZM238 109L241 110L243 108H238ZM20 110H21V112H20ZM22 110H23V112H22ZM114 110H115V108H114ZM135 111H137V112H135ZM213 111H216V112H213ZM213 111H212L213 112V116H214V113H217V111H218L219 114H221L219 112V111H221V110H219V108H218V110H215L214 107H213ZM77 112L79 114V111H77ZM207 112H209V114H207L206 112L205 113L203 112V114H201V118H200V114L198 116H194V120L192 118V116H193L192 115V116H190L191 118L190 119L188 118L189 120H187V122H185V123H183V122H184V120L186 121V118L187 117H185V119H183L184 116H181V114H177L179 116V118H180L179 119L178 116H176L175 113H174V115L172 116V119L174 120V117L176 118V120H174V121H176L177 123L175 122V124H179V120H180V123H182L181 124L182 126H179L180 128L185 125L189 130H193V131L196 128L195 126H197L196 125L197 122L200 123L199 122L200 119L202 120V115H206V114L208 115L207 118H206L207 120H205V118H203V120L205 121V123H207V121H209V119H212L213 122L214 121L217 122L218 120L220 121L221 118L224 119V117H220L219 114L217 116L215 114L216 117L210 116V118H209V115L212 114V112H210V110L207 111ZM143 113L145 114L144 110H143ZM87 114L88 113H86V115ZM114 115L116 116L115 118H114ZM263 115H264V111L261 114L262 117L259 116V118H262L261 120H264L263 119L264 118ZM221 116H223V115H221ZM213 118H214V120H213ZM217 118H218V120H217ZM259 118H258V120H259ZM131 119H132V122H130ZM177 119H178V121H177ZM239 119H242V118H239ZM203 120H202V122H204ZM190 121H191V123H189ZM66 122H68V121H66ZM209 122H208V125L209 126H212L213 122L212 123L210 122L211 125L209 124ZM125 123H127V121ZM186 123H187V125H186ZM217 123H216V125H214L215 123L213 124L215 127L212 126V129L214 130L213 132H212L211 127H210L211 131L210 130H207V131L212 132V133H214L215 131H218V132H215V133H217V135L219 137L222 134H224V137L225 138L224 137H223L224 139L222 138L223 141L222 140L220 141L219 138L218 139L220 141L219 142V145L222 144L220 146H224L223 149L225 150L226 149L225 147L227 146V144H226L227 143V140H225L227 137L225 136V134L226 135L228 134V136H229L230 131L227 130V132L229 131L228 133H224L225 131H223V132L220 131L219 130V125H217ZM234 123H236V124L239 123L240 124L239 121L234 122ZM258 123H260V122H258ZM261 123L264 124V122H261ZM43 124H44V121H43ZM239 124H237V125H239ZM54 125H57V122ZM51 127H53L52 128L53 131L55 129H57V128L54 129L55 126H51ZM215 129H217V130H215ZM38 131L39 132H42L43 131L42 132V134H44V140H43V142L45 141L44 144L47 143L46 146L43 145V142L41 141L42 140V136H41L42 134L40 135L38 133ZM58 132H60V131H58ZM52 134L53 133H51V135ZM240 136H241V134H240ZM45 137H47V138H45ZM130 138L131 137L129 136V138H127V140H130ZM45 139L47 141H49V142H46ZM116 139H117V137H116ZM51 140L54 143H52ZM55 141H57V142L59 141L62 145L61 144H58L57 142L55 143ZM224 141L226 143H224ZM69 142L71 143V141H69ZM70 145H72V143ZM119 147L120 146H118L117 148H119ZM48 149H50V150H48ZM44 150H46V151L44 152ZM51 150L53 152L55 151V154L52 155V156H51V154H52V151ZM224 150H222V147H221V150L219 149V151H220L219 153H221V151L224 152ZM78 151H77L78 153H81L80 150H78ZM117 153H118V151H117ZM214 153L216 154V152H214ZM111 154H114V153H111ZM213 155L214 154H212L211 156H213ZM222 155L223 154L221 153L220 156H222ZM256 159L259 160L258 158H256ZM256 159H253L252 161H254V160L257 161ZM261 160L262 159L260 158V162H261ZM80 161H82V162H80ZM79 162L82 165H80ZM85 163H86V165H84ZM251 163H253V162H251ZM254 163H256V162H254ZM261 163H263V162H261ZM261 163H260V165H262ZM87 164H89V166ZM136 166H137V164H136ZM116 167H118V165ZM119 168H120V165H119ZM139 168H141V167H139ZM161 168H163V167H161ZM237 169L239 170L240 168H237ZM137 170L138 169H136V171ZM232 170H234V169H232ZM238 170H236V172H239ZM114 171H116V170H114ZM175 171H177V172H175ZM259 172H261V170H259ZM226 173H230V171L229 172H226ZM174 174H176V176H173V177L176 178L175 181L172 180V175H174ZM242 174H243V176H242ZM168 176H169V179H167ZM253 176H254V174H253ZM260 177L262 178L261 174H260ZM182 178H181V180H182ZM196 178H198V179H196ZM263 178H264V176H263ZM132 179H134V181ZM222 180H226V182H228V183H226L225 181L223 182ZM216 183H218V184H216ZM222 183L223 184H228V185L225 186ZM220 184H222V186H220ZM249 184L252 185V183H249ZM122 185L126 188V191L125 190L123 191V189H125V188ZM101 186L103 187V184ZM120 186H122V188ZM132 186H133V188H131ZM171 186H172V189H171ZM203 186H205V189H204ZM247 186H249V185L247 184ZM129 187H130V189H129ZM135 187L137 189H135ZM220 187H222V188L220 189ZM243 187H244V189H243ZM251 187H254V185L251 186ZM152 188H150V189H152ZM200 188H202V190H203L202 193H201L202 190L200 191ZM256 188H257V185H256ZM94 189H97V190H95V192H98V193L95 194V192H94L95 195L94 194L91 195L89 192L90 191L93 192ZM141 189H142V192H144L143 195L141 193ZM237 189L238 190L240 189V193H239V191H237ZM241 189L244 190V192H242ZM259 189H260V191H259ZM128 190H130V191H128ZM127 191L130 192V193H128ZM134 191H136L137 193L140 192V195L139 194H136V192H134ZM224 191L226 192V194H224ZM257 191H259V192H257ZM133 192L136 195L133 194L131 196V193H133ZM184 192H185V194H184ZM213 192H215V193L213 194ZM235 192H236V194H235ZM208 193H212V196L210 194H208ZM159 194H160V198H159ZM174 194H175V192H174ZM193 194H197V195L200 194V196H197L196 195L197 196V199H196V197L193 198L194 197ZM89 195H91V196H89ZM180 195H181V197H180ZM106 196H107V198H106ZM133 196H135V197L137 196V197L135 198ZM172 196H173V194H172ZM108 197H110L111 200L113 199L114 202H112ZM152 197H150V199H152ZM155 198H153V200H151V201L148 198L149 199L148 201L149 202H152V201L155 202V200H154ZM198 198H200V201L198 200ZM253 198H250V200L253 199ZM144 199H147V198H143L142 201L140 200V203L143 202V201H145ZM183 199H184V201L181 202V200H183ZM89 200H91V199H89ZM190 200H192V201H190ZM193 200H195V201H193ZM196 200H198L199 203H202L203 202L202 203V206L203 207H204V205L207 204L206 202H208L209 203L208 206H210L212 204L211 205V209H217V211L212 210V212H211V210H209L211 212L210 213L208 211V209H207V208H210V207H207V205H206V207H207L206 208V211H208L207 213H210V215L209 214L207 215L205 213V211H204L205 207L202 210H199L198 209L199 210V213L201 211L205 213V215H203V213L198 214V216L201 215L200 217L204 219V221L202 219L203 225H201V222H200L201 221V218H199L198 216H197L198 218L196 216H194V213H193V215H191L192 212H193L192 210L194 209V207L196 206L198 208V206H197L198 201L196 202ZM93 201H95V200H93ZM135 201L133 203V206H134V204H137V203H135ZM160 201H158V202H160ZM220 201H221V204H223V202H224L227 205V203H228L227 206H231L232 204L236 203V204H234L233 208L231 207L232 208V214L231 213H228L229 210L227 211V213L229 215L228 214H225V215L223 214L224 211H226L227 209H229V207L228 208H225L226 210H224V208H223V211H222V209H221L222 205L220 204ZM106 202H107V200H106ZM137 202H139V201L137 200ZM147 202H144V203L146 204ZM149 202L147 203V205L149 204ZM195 202H196V204H195ZM120 203H123V204H120ZM181 203H183L184 205H182ZM189 203L191 204V207H190ZM199 203H198V205H199ZM91 204L92 203H90V205H88V207L91 206ZM93 204H95V202H93ZM97 204L98 203L96 202V205H95L96 207L93 205V206H91V208L89 207V209H92V207H93L92 210H96V208L99 207V205L97 206ZM180 204H181V207H180ZM217 204H220L221 207H220V205H218L219 207L216 206V208H212L213 206H215ZM243 204H246V205H243ZM59 205H62L63 209H62V212H59L58 213L57 212L58 210L56 211V209H57V207ZM104 205L102 204L101 209L102 208H105ZM126 205H127L126 207L128 208V204H126ZM161 205H162V203H161ZM192 205H193V208H192ZM226 205H224V207H226ZM236 205H238V206H236ZM21 206L23 207V209L21 208ZM59 207H61V206H59ZM94 207H95V209H94ZM120 207L121 208L123 207V208L121 209ZM136 207H138V206H136ZM141 207H145V205L143 204V206H141ZM78 208L81 209V211ZM132 208L135 209V207H132ZM174 208L176 209L175 206L173 207V209ZM200 208H202V207H200ZM218 208H220V209L218 210ZM234 208L237 209V213H236L235 210H233ZM138 209H137V211H138ZM173 209H172V211H173ZM175 209H174V211L176 213L177 212L176 211L177 209L176 210ZM189 209H192V210L189 211ZM178 210L181 212V210H183V209H178ZM219 211L220 212L222 211L223 213L220 214ZM249 211H252V212H249ZM215 212H218V213H215ZM229 212H231V211H229ZM92 213L95 214L94 211H92ZM118 213H117V215H118ZM169 213L171 214V213H174V212H171V210H170ZM186 213L184 214L185 216H186ZM144 214H146V216L148 215L147 218H145L146 216ZM183 214L180 215L181 216L180 219H178L177 217H175V215L178 216V214H175V215L172 214V215L180 221L181 218L184 217ZM230 214H231V216H230ZM132 215H130V216L132 217ZM247 215H249L251 217H249ZM119 217H120V221L122 222V224H120L121 222H119ZM14 218H17L16 221H14V222H17V220H18V224H14V222L12 220ZM114 219H116L118 221V223L115 221L117 224L113 221ZM132 219L134 220V222L132 221ZM142 219H143L144 222L142 221ZM150 219H148V220H150ZM159 219H160L161 224H159V223L155 224L156 222H159ZM171 219H173V218H171ZM182 219H183V221L185 220V218H182ZM198 219L200 221H197L196 222V220H198ZM138 220L140 221V219H138ZM173 220L175 221L176 219H173ZM186 220H187V216H186ZM188 220L187 221H184L185 222L184 224H187L189 222ZM223 220L225 221V223H224ZM126 221H127V224H129L132 228H133V225H134L136 229L133 228L132 231H130L131 230V227L129 225L126 226ZM212 221H214V222H212ZM221 221H222L223 224L221 223ZM54 222H55V224H54ZM74 222H76V221H74ZM93 222H94V220H93ZM110 222H112L111 225H113V226L110 225ZM123 222H125L126 228H130V230L127 229L128 231H130V232H128L129 233L128 234L129 236L127 234H124L125 231H127V230L125 229V226H123ZM131 222H132V224H131ZM142 222H143V224H142ZM175 222H176V224H175ZM175 222H174V224L176 226H178V222L177 221H175ZM217 222H220L222 225H220ZM196 223L197 224L200 223V226H199L200 229L198 228V225ZM114 224H116V226L119 225V227H115ZM210 224H212L213 226H211ZM151 225H152L153 229L156 230V232H159L161 230L160 235H159V233H153L154 230L151 231L152 230ZM154 225H156V226H154ZM158 225H159V230L157 229L158 228ZM169 225H170V223H169ZM181 225L182 226H186V225H183L182 223H181ZM190 225H191V223L189 224V226ZM224 225H225V227H224ZM41 226H42V228L44 230L46 229L47 231L46 230L45 231L43 230L45 234L43 233V236L41 238H39L36 235V233L39 231L38 229H40ZM47 226H49V227H47ZM136 226L138 228L140 226L141 229L143 228V230H142L143 232H146V230L144 231V229H145V227L146 228L148 227L150 229L149 231H151V232H149L150 233V236H149V233L148 232H146V233L151 238H152V236H154V238H153V239H155L154 241H156L158 239V237H159V239L157 240V242L156 243H153L154 241L152 242L151 238H148L145 235L144 236L145 238L143 237L144 240L141 241V242L144 243V244H146L145 241H147V244L146 245H149V246H146L145 245L144 246V249L143 250L140 249V252L139 253H138L137 248H135V247L138 245V248H140L139 245H144V244H139V242H140V236L142 234L144 235L146 233H143V232L141 233L140 228L138 230V228ZM171 226H173L172 223H171ZM90 228L93 229V227H90ZM108 228L111 229V230H109ZM121 228L124 229V230H122ZM148 228H147V231H148ZM114 230H115V232H114ZM134 230H137V233H138V231L140 232L139 234H137L136 231H135L136 235H138V236L140 235L139 237H137L134 234ZM177 230H178V232H176L175 235H178V233L182 229L179 228V227H176V230L174 229L173 231L175 232ZM203 230H201V231H203ZM40 231H41V229H40ZM75 231L78 232L77 230H75ZM75 231H72V232L74 233ZM120 232H123L121 234V236L123 235L121 238L123 239V242H125L124 244H123V242H120L121 243L120 244L119 241H118L119 239H121L120 236H119V233ZM80 233H81V231H80ZM130 233H131V235L133 234L134 237H133V235L131 237ZM180 233H181V234H179L180 236L182 234H184V232H180ZM151 234H153V235H151ZM154 234H156V235L158 234L159 236L157 235L156 238H155V235ZM172 234L174 235V233H172ZM59 235H60V237H59ZM70 235H71V233H70ZM173 235L171 236V237L174 238L172 240H175V237ZM243 235H245V234H243ZM79 236H81V235H79ZM117 236H118L119 239L116 240ZM127 236L130 237V239H131V240L129 239L130 241L127 239L128 238ZM68 237H69V235H68ZM123 237L126 240H128V241H125V239ZM134 238H138V239H134ZM146 238H148L149 240H146ZM246 238H248V236ZM76 239H79V241H76ZM112 239H113V242H112ZM122 239H121V241H122ZM81 240H82V242H81ZM132 240H133L134 244L132 243ZM135 240H139V241L136 242ZM180 240H176V241L178 242ZM183 240H184V238H183ZM162 241L164 242V239ZM193 241H192V243H196L195 244L196 246L197 245L198 246H201V244H198V243H202V242H199V241L196 242V240H193ZM252 241H253V239H252ZM79 242H80V245H78ZM117 242L120 244L119 246L123 248L121 251H119V249H118L120 247L117 246L118 245ZM130 242H131V244H129ZM135 242L137 243V245H135ZM173 242H175V241H173ZM181 242H182V240H181ZM169 243H171V242H169ZM169 243H167V244H169ZM192 243H189V244H192ZM225 243L227 244V242H224L223 244L226 245ZM246 243H247V246L245 245ZM248 243L250 244L249 246H248ZM113 244L115 245V247L113 246ZM151 244H152V246L150 247ZM154 244H156L157 246L155 245L156 246L155 247ZM164 244L165 243H163L162 245L160 244L161 247H162V248H160V250H162L164 247H166L165 245H167V244H165V245ZM174 244L171 243L169 245L170 246L169 248H171L172 246H174V247L177 246L176 243H174ZM179 244L180 243L178 242V245ZM180 245H185V244L181 243ZM63 246H64V248H62ZM76 246H78L79 248H77ZM80 246H81V248H80ZM116 246H117V248H116ZM227 246H229V245L224 246V250L227 248ZM82 247H83V249L85 247V250L84 251H83ZM148 247H150L151 249L148 248ZM230 247L233 248V246H231V245H230ZM238 247H239V245L238 246H234V252L231 251L232 254L235 253L234 255H232L230 253V257L232 255V256L235 257V259H233L234 257L233 258L231 257L232 259L227 258V257H229V255H227V257H225V259H224V256H223L222 259L219 261V260L216 259V257H213V256L209 255V256L212 257V259L210 257H207V260L209 259L208 261L206 259H204V260H201V262L200 261H197V262H198V264H234V261L236 260V256L235 255H237V253L235 252V250L236 249H237L236 251H238V249L241 250V248H238ZM65 248L68 249V251L69 250L71 251V252L70 251L68 252V255H67L68 257L65 256V253H64V252H66V249ZM132 248L136 249V251H134V249H132ZM145 248H146V250H145ZM79 249L81 251H79ZM92 249H94V250L96 249L95 251L97 253L95 251H94L95 253H93V252L91 253V251H93ZM131 249H132L133 252L131 251ZM147 249H148V251H147ZM167 249H168V245L166 247V251H167ZM88 250L90 251L91 255H90V253H89ZM245 250L243 249V251H245ZM61 251L62 252L64 251V252L62 253ZM129 251H131V252H129ZM143 251H145V252H143ZM171 251H175V250H171ZM77 252H78V254H77ZM85 252H87V253H85ZM107 252L110 253L109 256H108ZM69 253L72 256L69 255ZM99 253H100V255H99ZM101 253H103L104 255L101 254ZM125 254H123V255H125ZM150 254H151L150 255L151 257L148 258V260L155 259L154 261L155 262H158V261H156L157 260V257L156 256H155L156 258L155 257H152V254L153 253H151V252H150ZM76 255H78L79 257L78 256L76 257ZM107 256L109 258H106ZM147 256H149V253H145L144 256H141L140 255L139 257H142V259H143L144 257H147ZM73 257H75V259ZM83 257L84 256H82L80 258V261L78 262V264L81 263V259H82V262H83V259L85 258V257L84 258ZM113 257H116V259L113 258ZM126 257L127 256L124 257V260L127 261V262L125 261L126 264H129L130 259H132V260L135 259L133 261L135 263L138 262L137 264H139V261L140 260L139 261H136L137 259H139L138 256H137L138 258L137 257L135 258L134 255L133 256L131 255V258L130 259L128 257L127 258ZM65 258H69L70 260H67L66 261ZM119 258H120V261H118ZM159 258H158V260H159ZM214 258L216 260H214ZM226 258H227V260H229V259L230 260L227 261ZM240 258L242 259V257H240ZM109 259L110 260L113 259V260L110 261ZM88 260L91 261V260H94V259H88ZM107 260H108V262H107ZM116 260H117V262H115ZM132 260H131V263H134ZM146 260H147V258H146ZM223 260H225V261H223ZM243 260L244 259H242V261ZM147 261H146V263H149ZM166 261H167V259H166ZM242 261L237 260L236 263L241 262L242 264H244L243 262H246V261H243V262ZM91 262L93 263V261H91ZM125 262H123V264ZM144 262L145 261L142 260V262L140 264H143ZM151 262L152 261H150L149 264H151ZM153 262H152V264H155V262L154 263ZM162 262H164V261H162ZM182 262H184V261H182ZM166 263L168 264V262H166ZM162 264H164V263H162Z\"/></svg>","mask_w":264,"mask_h":264}]
</instances>
